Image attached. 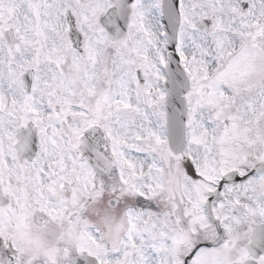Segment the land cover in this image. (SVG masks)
I'll list each match as a JSON object with an SVG mask.
<instances>
[{"label":"snow or ice","instance_id":"snow-or-ice-1","mask_svg":"<svg viewBox=\"0 0 264 264\" xmlns=\"http://www.w3.org/2000/svg\"><path fill=\"white\" fill-rule=\"evenodd\" d=\"M0 264H264V0H0Z\"/></svg>","mask_w":264,"mask_h":264}]
</instances>
